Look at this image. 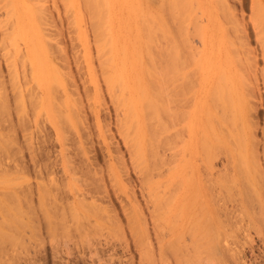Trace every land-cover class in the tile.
Segmentation results:
<instances>
[{
	"label": "rangeland",
	"instance_id": "obj_1",
	"mask_svg": "<svg viewBox=\"0 0 264 264\" xmlns=\"http://www.w3.org/2000/svg\"><path fill=\"white\" fill-rule=\"evenodd\" d=\"M0 202V264H264V0H0Z\"/></svg>",
	"mask_w": 264,
	"mask_h": 264
},
{
	"label": "bare ground",
	"instance_id": "obj_2",
	"mask_svg": "<svg viewBox=\"0 0 264 264\" xmlns=\"http://www.w3.org/2000/svg\"><path fill=\"white\" fill-rule=\"evenodd\" d=\"M175 2H176V1H175ZM169 3L171 4V2H169ZM173 4L176 5L175 3H173ZM173 7H174V6H173ZM184 8H185V7H184ZM235 28H236V27H235ZM232 29H233V28H232ZM234 30H235V29H234ZM170 36H171V35H170ZM170 42L172 43L171 40H170ZM170 46H171V45H170ZM171 47H172V46H171ZM173 47H174V46H173ZM35 48H36V46H35ZM169 48H170V47H169ZM35 50H37V49H35ZM134 52H135V51H134ZM134 52H133V53H134ZM172 52H173V51H172V49H171V51H170L169 54H172ZM175 52H176V51H175ZM122 53H123V52H121V54H122ZM135 53H136V52H135ZM117 54H118V53H117ZM169 54H168V56H170ZM176 54H177V53H176ZM122 55L125 56V54H122ZM126 55H127V54H126ZM129 55H130V54H129ZM173 55H174V54H172L171 56H173ZM177 55H178V54H177ZM171 56H170V57H171ZM128 57H129V56H128ZM137 57H138V54H137ZM170 57L168 58L169 60H170L171 58H173V57H171V58H170ZM177 57H178V58H177V61H178V60L180 61L179 58H180L181 56L179 57V55H178ZM112 58H113V57H112ZM39 59H40V58H38V60H39ZM127 59H128V58H127ZM175 59H176V58H175ZM112 60H113V59H112ZM181 60H182V58H181ZM129 62H130V61H129ZM174 62H175V60H174ZM174 62H173L172 64L169 63L170 65H169L167 62H166V63H167L169 66H171V65L175 64ZM114 63H115V62H113V65H114ZM177 63H178V62H177ZM177 63H176V64H177ZM180 63H181V61H180ZM180 63H179V64H180ZM131 64H133V63H131ZM113 65H112V66H113ZM40 66H42V64H41ZM114 66H115V65H114ZM166 66H167V65H166ZM169 66H168V67H169ZM173 66H174V65H173ZM42 67H43V66H42ZM180 67H181V66H180ZM171 68H172V67H171ZM171 68L169 67V68H167V69L170 70ZM176 68L178 69V65H177ZM176 68H175V71H176ZM113 69H114V67H113ZM115 69H116V68H115ZM172 70H173V69H172ZM42 71H43V69H42ZM173 72H174V71H173ZM166 73L170 74L168 71H166ZM52 75H53V74H52ZM114 75L116 76L117 74H114ZM115 76H113V77H111V79H109V81L112 82L111 85L114 84V83L116 82V81L114 80V79L116 78ZM168 76H169V75H168ZM170 78H171V77H170ZM176 78H177V77H176ZM168 80H169V79H168ZM172 80H173V79H172ZM178 80H179V79H178ZM178 80L175 79L174 81L176 82V81H178ZM170 81H171V80H170ZM113 82H114V83H113ZM175 82H174V83H175ZM181 82H182V81H181ZM125 83H126V82H125ZM125 83H124V84H125ZM177 83H178V82H176V83L174 84V87H173V88H177V87H175V85H177ZM44 84L46 85V83H44ZM182 84H183V83H182ZM177 86H178V85H177ZM180 86H182V85L180 84ZM167 88H168V87H167ZM173 88H172V89H173ZM169 89H170V86H169ZM172 89H171V90H172ZM178 89H179V88H178ZM174 90H175V89H174ZM130 91H131V90H130ZM168 91H169V90H168ZM181 91H182V90L180 89V93H181ZM175 92H176V90H175L173 93H175ZM51 93H52V92H51ZM170 93H172V92H170ZM170 93H169V94H170ZM173 93H172V95H173ZM177 93H178V92H177ZM177 93H176V94H177ZM177 96H178V95H176V96L174 97V99H175ZM168 97H169V96H168ZM168 97H167V100H169ZM171 97H172V96H171ZM171 97H169V98H171ZM171 99H172V98H171ZM174 99L171 100V101L174 102ZM128 103H129V107H128V108H131L132 111H133V110L135 109V103L133 104V99H132V100L130 99V101H129ZM170 103H171V102H170ZM167 104H168V102H167ZM170 105H171V104H170ZM133 106H134V107H133ZM131 109H129L130 113H128V114H131ZM136 109H137V108H136ZM167 110H168V109H167ZM168 111H169V110H168ZM134 112H135V111H134ZM169 112H170V111H169ZM169 114H170V113H169ZM135 117H136V116H135ZM131 118H132V115H131ZM131 118H130V119H131ZM136 118H137V117H136ZM136 118H135V119H136ZM132 119H133V118H132ZM1 201H2V200H1ZM0 203H1V202H0ZM2 203H3V202H2ZM2 205H3V204H2ZM3 206H4V205H3Z\"/></svg>",
	"mask_w": 264,
	"mask_h": 264
}]
</instances>
